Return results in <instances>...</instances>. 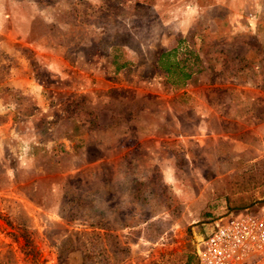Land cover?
Masks as SVG:
<instances>
[{
	"label": "rangeland",
	"instance_id": "374dc122",
	"mask_svg": "<svg viewBox=\"0 0 264 264\" xmlns=\"http://www.w3.org/2000/svg\"><path fill=\"white\" fill-rule=\"evenodd\" d=\"M263 203L264 0H0V264H196Z\"/></svg>",
	"mask_w": 264,
	"mask_h": 264
},
{
	"label": "built area",
	"instance_id": "2783aa9c",
	"mask_svg": "<svg viewBox=\"0 0 264 264\" xmlns=\"http://www.w3.org/2000/svg\"><path fill=\"white\" fill-rule=\"evenodd\" d=\"M196 264H264V203L233 208L196 240Z\"/></svg>",
	"mask_w": 264,
	"mask_h": 264
},
{
	"label": "water",
	"instance_id": "95a60500",
	"mask_svg": "<svg viewBox=\"0 0 264 264\" xmlns=\"http://www.w3.org/2000/svg\"><path fill=\"white\" fill-rule=\"evenodd\" d=\"M76 256L77 258V262H75L76 264H81L82 259H83V255L80 249L78 248H71L65 255V261L68 263H74L73 262V257Z\"/></svg>",
	"mask_w": 264,
	"mask_h": 264
},
{
	"label": "trees",
	"instance_id": "16d2710c",
	"mask_svg": "<svg viewBox=\"0 0 264 264\" xmlns=\"http://www.w3.org/2000/svg\"><path fill=\"white\" fill-rule=\"evenodd\" d=\"M171 54V53H170ZM169 55V54H168ZM165 54L161 55V58L159 59L160 62H163ZM186 77H189V75L185 74Z\"/></svg>",
	"mask_w": 264,
	"mask_h": 264
}]
</instances>
